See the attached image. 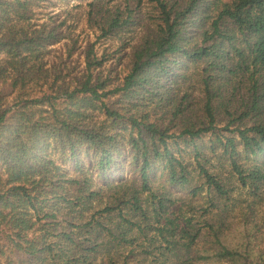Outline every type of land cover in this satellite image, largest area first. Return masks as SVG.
<instances>
[{"label": "trees", "instance_id": "1", "mask_svg": "<svg viewBox=\"0 0 264 264\" xmlns=\"http://www.w3.org/2000/svg\"><path fill=\"white\" fill-rule=\"evenodd\" d=\"M51 3L0 0V264H253L215 237L264 182V0H92L102 37L141 35L116 84L87 46L75 86L46 60L66 36L31 22Z\"/></svg>", "mask_w": 264, "mask_h": 264}, {"label": "rangeland", "instance_id": "2", "mask_svg": "<svg viewBox=\"0 0 264 264\" xmlns=\"http://www.w3.org/2000/svg\"><path fill=\"white\" fill-rule=\"evenodd\" d=\"M92 0H53V3L36 7L32 14V24L48 26H57L59 31L63 32L66 39L60 44H56L50 48L47 55L48 69L51 70L52 77L60 78L63 85L75 86V81L78 80L85 69V50L87 46L95 45V50L101 55L104 51L112 56V59L104 65L102 69L103 79H113L112 84H116L119 79L123 78L129 71L130 58L129 53L131 48L138 42L141 35V29L138 26H131L120 30L110 38H104L101 32L94 27H91L87 22L88 4ZM98 1V0H96ZM108 7L120 6L124 7L127 0H102ZM228 1V0H227ZM142 12L145 17L153 16L152 7L143 6L135 15ZM154 17V16H153ZM119 78V79H118ZM224 124V123H223ZM221 124L223 127L225 125ZM228 135V133H225ZM210 136V135H209ZM207 140L209 137H205ZM188 160L194 161L193 156H189ZM133 178L129 173L126 178ZM138 183V182H137ZM233 192V200L228 202V207L223 214V224L228 225L226 219L231 214L235 213L240 217H244L243 213L251 206L250 223L253 225H262L264 218V182L260 190L253 195L251 190L237 189ZM175 198L179 204L192 202L198 209L206 206V199L201 200V196L194 198L188 191L183 189H173ZM207 191L202 196H207ZM114 201L115 196L106 194L105 201ZM193 199V200H192ZM201 200V201H200ZM232 233H228L229 242H232ZM258 236V238H260ZM255 247V245H252Z\"/></svg>", "mask_w": 264, "mask_h": 264}, {"label": "clouds", "instance_id": "3", "mask_svg": "<svg viewBox=\"0 0 264 264\" xmlns=\"http://www.w3.org/2000/svg\"><path fill=\"white\" fill-rule=\"evenodd\" d=\"M228 225L222 226L216 234L215 239L217 240L218 246L235 252L238 256H242L245 251L249 248L250 244H254L255 247L248 255V259L256 264L259 254L264 251V236L257 240H252L251 236L255 231V227L252 223L239 215L233 213L226 218ZM228 233H232L231 243H227L226 240L229 238ZM239 264H244L243 260L239 261Z\"/></svg>", "mask_w": 264, "mask_h": 264}]
</instances>
